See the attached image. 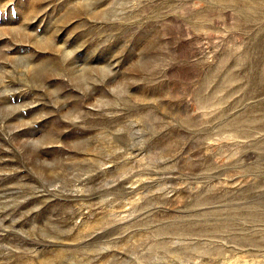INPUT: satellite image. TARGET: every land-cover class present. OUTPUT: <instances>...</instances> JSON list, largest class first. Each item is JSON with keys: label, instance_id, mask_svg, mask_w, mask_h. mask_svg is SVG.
<instances>
[{"label": "rangeland", "instance_id": "obj_1", "mask_svg": "<svg viewBox=\"0 0 264 264\" xmlns=\"http://www.w3.org/2000/svg\"><path fill=\"white\" fill-rule=\"evenodd\" d=\"M0 264H264V0H0Z\"/></svg>", "mask_w": 264, "mask_h": 264}]
</instances>
